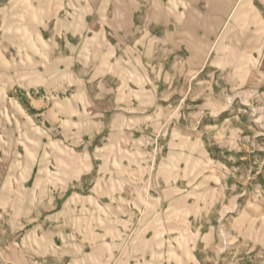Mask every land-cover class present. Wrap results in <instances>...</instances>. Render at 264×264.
<instances>
[{
	"label": "rangeland",
	"instance_id": "1",
	"mask_svg": "<svg viewBox=\"0 0 264 264\" xmlns=\"http://www.w3.org/2000/svg\"><path fill=\"white\" fill-rule=\"evenodd\" d=\"M0 264H264V0H0Z\"/></svg>",
	"mask_w": 264,
	"mask_h": 264
}]
</instances>
